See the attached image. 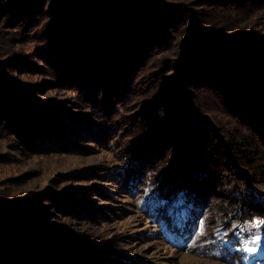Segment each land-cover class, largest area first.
I'll list each match as a JSON object with an SVG mask.
<instances>
[{"label": "trees", "instance_id": "1", "mask_svg": "<svg viewBox=\"0 0 264 264\" xmlns=\"http://www.w3.org/2000/svg\"><path fill=\"white\" fill-rule=\"evenodd\" d=\"M198 3L0 0V28L13 31L11 41L25 36L39 42L36 63L12 51L0 54V134L26 142L49 127L63 128L54 112L5 79L6 71L45 69L57 83L77 88L87 106H98L104 96L105 106L124 93L142 96L140 114L149 122L137 153L174 149L162 176L171 180L161 186L141 175L139 163L132 169V186L151 193L144 207L149 218L172 240L185 224L188 248L232 264H264V254L248 251L242 228L250 217H264V190L257 185L264 186V38L226 30ZM178 44L177 58L158 57ZM199 91L216 97L246 137L226 134L197 100ZM80 118L86 120L79 114L73 121ZM225 171L234 183L228 195L233 207L209 228V191L226 184ZM30 205L0 206V264H98L58 230L40 225L45 215Z\"/></svg>", "mask_w": 264, "mask_h": 264}, {"label": "rangeland", "instance_id": "2", "mask_svg": "<svg viewBox=\"0 0 264 264\" xmlns=\"http://www.w3.org/2000/svg\"><path fill=\"white\" fill-rule=\"evenodd\" d=\"M164 1L203 2L207 19L226 30L264 38V0H217L215 4L208 0ZM6 29L0 28V54L8 50L24 60L39 62L33 57L39 42L25 36L11 41L13 31ZM178 47L160 51L158 57L171 61L177 58ZM6 74L4 78L26 91L34 103L54 112L63 128L60 132L49 127L51 132L32 134L26 142L18 134H0V206L9 209L17 203L31 204L35 212L45 215L40 225L58 230L98 264H232L183 245L182 238L188 236L185 224L175 228L172 240L144 209L151 193L132 186L134 164L141 165V175L161 186L171 180L162 178L174 157L170 146L137 153L136 143L149 122L138 105L144 97L128 92L111 105H104V96L98 106H87L77 88L57 83L45 69L21 68ZM199 92L197 100L226 134L246 137L248 131L216 97ZM79 114L86 120L80 118L76 123L73 119ZM261 153L264 157L263 148ZM223 176L226 184L209 191V228L217 216L228 215L233 207L228 195L234 183L229 171ZM257 185L264 190L262 184ZM242 228L252 247L260 240L256 253L264 254V217L254 215Z\"/></svg>", "mask_w": 264, "mask_h": 264}, {"label": "snow or ice", "instance_id": "3", "mask_svg": "<svg viewBox=\"0 0 264 264\" xmlns=\"http://www.w3.org/2000/svg\"><path fill=\"white\" fill-rule=\"evenodd\" d=\"M255 245L257 246H253L251 248L248 249L249 252H257L259 250V247L258 245L260 244V240L257 239L255 242H254Z\"/></svg>", "mask_w": 264, "mask_h": 264}]
</instances>
